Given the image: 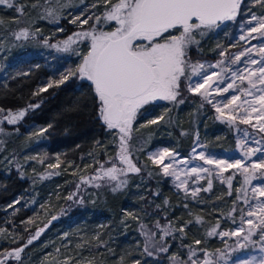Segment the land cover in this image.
I'll return each mask as SVG.
<instances>
[{"label": "trees", "instance_id": "16d2710c", "mask_svg": "<svg viewBox=\"0 0 264 264\" xmlns=\"http://www.w3.org/2000/svg\"><path fill=\"white\" fill-rule=\"evenodd\" d=\"M68 1L66 7L63 0H9L14 7L0 5V113L27 109L16 124L3 123L0 131V252L23 247L17 264H34L43 255L83 259L95 246L86 264H190V257L201 264L206 252L218 264V240L207 233L228 221L234 208L239 209L244 191L236 190L233 183L229 187L227 180L210 189L202 187L195 195L180 196L159 167L145 157L147 150L161 145L185 154L192 132L190 122L183 120H190L206 141L233 145L232 132L224 131L229 138H220L223 133H217L222 128L211 123L214 117H206L211 110L198 105L193 94L181 92L177 101L183 103L168 101L161 115L160 104L145 105L137 114L138 123L152 116L163 119L140 125L131 134L130 156L140 171L129 173L127 183L115 191L114 186L86 189L82 203L58 215L78 174L93 172L98 162L114 158L117 143V130L108 129L99 118L89 81L70 75L56 84L61 70L75 71L73 47L64 52L52 47L79 25L75 15L89 13L88 28L111 26L102 19L97 24L95 19L105 10L104 0ZM17 7H23V14ZM262 13L264 5L257 0H240L236 17L199 35L189 57L215 59L222 49L233 51L241 44L234 41L238 26L249 15ZM20 28L32 34L17 40L14 33ZM49 83L53 86L41 92ZM189 101L197 104L195 109ZM157 125L164 132L154 131ZM54 159L57 163L49 167ZM57 188V195L47 194ZM126 210H133L136 218L128 219ZM35 230L39 237L27 244ZM136 240L137 245H132Z\"/></svg>", "mask_w": 264, "mask_h": 264}, {"label": "snow or ice", "instance_id": "6c2138e0", "mask_svg": "<svg viewBox=\"0 0 264 264\" xmlns=\"http://www.w3.org/2000/svg\"><path fill=\"white\" fill-rule=\"evenodd\" d=\"M257 3L264 5V0H257ZM7 4L8 7H14V2L9 0H0V5ZM105 11L102 16H96V22L99 24L101 19L104 23L111 21L115 22V28L111 31L98 30L93 26L91 31L83 33H74V37L83 36L90 39V49L86 55L83 56L81 63L77 66L74 72L62 75L61 79L56 82L57 85L64 83L70 75H77L78 78L84 79L91 83L94 94L98 101L99 117L108 129H117L120 136V152L118 159L121 164L127 165V169L118 168L113 162L111 167L104 168L101 165V171L98 172L95 179L109 181H116L113 190L126 184V180H121V176H125L127 172H139L140 169L132 162L128 154L127 141L131 139L130 132L132 122L135 120L137 112L144 105L156 100L177 101V96L180 94L181 77L189 80L188 90L193 93L205 95L207 97L208 89L213 88L215 81L212 77L217 76L216 72H211L201 75L199 70L204 68L203 65H192V75L186 73L189 66L186 60V55L189 47L192 44H198L196 40L197 35L203 36L205 30L218 27L224 21L233 20L239 8L240 0H104ZM36 7L37 5H33ZM96 7V5H93ZM16 10L23 14V7H17ZM51 14V12L49 13ZM79 19V17H76ZM91 16L82 20V24H86ZM255 21L253 24L252 22ZM75 22V21H73ZM249 24L252 26L247 29L248 36L252 39H257L253 33H257L259 38L264 41V15L257 17L255 14L251 16ZM176 33H179L178 35ZM29 31L27 28L21 29L15 33L17 40L27 39ZM73 36H70L67 41H64L63 51H68L72 43H74ZM248 37L241 36L240 39ZM55 47V45H52ZM264 53V45L259 49ZM221 55H224L221 52ZM241 53L234 58L235 61L240 60ZM220 63H223L221 61ZM251 64H260L256 69L248 71V75H243L240 72L234 75L241 82L245 80L248 82L249 88L236 89L234 83H227L223 88H217V91L229 93L230 90L243 92L246 96H252L251 100H243L241 104L236 102L241 99L240 95L233 94L230 99L224 103L223 108H229L235 105L236 108L248 105L244 109L243 115L239 117L240 123L252 124V113H256V120L260 122L259 131L264 133V87L257 88V84L264 85V59L260 62L251 60ZM210 67L215 68L216 65ZM199 69V70H198ZM27 75V73H25ZM193 76H199L195 82L192 81ZM53 85L49 83L46 88H41L40 91H46L47 88ZM207 86V87H205ZM201 89L204 92L201 93ZM251 89H257L259 95H254ZM183 103V100L177 101ZM211 103V101H209ZM257 105L259 107H257ZM39 105H30L29 108L38 107ZM235 111V108L231 109ZM3 111V109H0ZM27 109L19 111L16 115H11L8 119L9 123H15L22 118ZM216 111L223 115L221 107H217ZM159 119H163L160 117ZM237 117L232 115L229 121H235ZM151 124L157 123V120L149 121ZM255 127V125H253ZM49 127H51L49 125ZM46 129H41V133ZM248 133L245 132V136ZM255 143L260 144L261 141ZM196 151L195 148L192 150ZM257 153L261 155L258 157V162L245 163V159H250ZM178 153L170 152L169 149L164 148L159 153H154L153 156H158L159 159H154V163H162L165 174H168L170 163H164V158L167 157L173 162ZM244 159H235L232 161L222 160L210 155L206 156L204 152L198 154V158L203 160L205 164H215L217 169L236 168L241 175H243V183L246 185L252 184L255 179H264V171L257 176L256 170H264V148L249 147L242 154ZM54 167V165H49ZM251 168V172L249 169ZM207 168L191 167L188 169L189 174H199L200 172H208ZM179 179V177H177ZM87 183V181H84ZM231 177H229V183ZM99 187L100 185H96ZM79 188V185H77ZM208 188H211V181H209ZM208 189H205L207 191ZM195 191H200L196 189ZM253 193L252 200L256 203L247 212L249 219L243 221L249 225V231L243 235L241 243L237 241L239 249H246L249 243L259 246V255H251L249 257H237L233 264H264V200H259V197H264V183L254 185L251 188ZM76 194L69 196L72 199ZM195 195V192L193 193ZM239 198V197H237ZM82 203V198H80ZM245 203H249L247 198ZM235 211V208L233 209ZM251 217L259 220L255 223ZM55 219V217H53ZM218 225L212 227L207 233L209 236L217 235L220 237L240 236L244 232L243 227H240L231 233L217 231ZM252 229L259 230V239L252 240V236L257 233ZM0 231H3L0 229ZM183 231V228L180 229ZM40 232L27 241L31 244L32 241L38 238ZM227 243V241H224ZM200 244V240L195 241ZM27 245H25L26 247ZM167 249L162 248L161 251ZM236 249H233L235 251ZM23 248L15 249L9 255L20 259V254ZM220 255L218 260H224L225 254L219 249ZM151 255L152 253H148ZM196 253L193 251L192 255ZM205 259L201 264H214V261L208 258L205 252ZM190 264H197L196 260H192ZM0 264H4L0 261Z\"/></svg>", "mask_w": 264, "mask_h": 264}, {"label": "rangeland", "instance_id": "374dc122", "mask_svg": "<svg viewBox=\"0 0 264 264\" xmlns=\"http://www.w3.org/2000/svg\"><path fill=\"white\" fill-rule=\"evenodd\" d=\"M63 2L65 3L64 4L65 7L70 4L69 3L70 1H68V0H63ZM83 13L84 12L82 11L81 13L75 15L76 17H79V19H78L79 25L76 27V29L54 43L55 48L58 51H63L62 50L64 47L63 42L67 41L68 38L70 36H73L74 33H83V32L92 30V28H88L85 26V24L81 23L82 20L86 19L89 16V13H86V16H83ZM255 15L257 17H260L261 15H264V13H262L261 15H259V14H255ZM251 16L252 15H249L245 19V22L238 26L237 34H235L234 41L235 42L241 41V44H239V46H236V48L233 51H230L227 53L226 50L222 49L218 53V57L215 59H206V58L197 59V57L195 59V58L189 57L190 51L188 49L187 55H186V60H187L188 65H189L186 69V73L188 75H192V71H193L192 67H191L192 65L201 64L204 66V68L202 70L198 69L201 72V75L211 73L214 71L217 73V76L219 77V79H217L216 76L212 77V80L215 81V83L213 84L212 89H208L206 98H205V95L193 93V92L189 91L188 90V84L190 83V81L185 79V77H181L180 95H181V92H183L184 94L189 93V94L196 95L199 99L198 102H200V103H198V105H201V106L206 105L211 110L210 112L209 111L207 112L208 115H206V117H211V116L214 117L211 123H216L222 128V131L217 133V134L223 133L220 136V138L226 137L224 135V133H225L224 131L228 132V130H230L232 132L231 138L233 141V145L229 146V144H230L229 142L227 143L226 146H219L216 144H212L210 141L209 142L206 141L204 139V137L201 136V134L197 130L196 126H193L190 120H187V121L183 120V121H185V124L190 122V127L188 126V128H190L191 132H192V134H191L192 136L190 139V146L188 148V151L185 154L181 153L176 148H171L168 145H161L159 147H154V148H151L145 152V157L149 160L150 163H152L153 165H157L159 167L160 173H162V175H165V177L167 178L168 182L171 185L172 190L174 192L178 193L180 196L187 195V194H193L194 192L196 194L198 191H195V190L196 189L201 190L202 187L208 188L209 181H211V188H213V186L215 187V185H217V184H221L223 181L228 180L227 185L229 187L231 186V183H233L236 186V190L240 189V190L244 191V194H243V196H241L242 198L240 197V202L238 203L239 209L235 210V211L232 210L230 212L229 220L223 222V224L217 228V231L231 233L232 231H234L240 227H243L244 232L241 233L240 236L220 237V236L215 235L216 239L218 240L219 247H220L217 249H219L221 252H223L225 254L224 260H218L217 259L218 264H233V261L237 257H249L251 255H257V256L259 255V246L258 245H252L251 243H249V246L246 249H239L237 247V241L239 240L241 243H247V242L243 241V235H246L248 233L249 225H247L246 223H243V221L246 219H249V217L247 216V212L249 210H251V207L256 203V201L252 200L253 193L251 191V188L254 185L264 183V179H260V178L255 179L252 181V184L246 185L243 183V179H244L243 175H241L240 172L236 168H223L222 170L217 169L215 164H211V165L205 164L203 160H200L198 158V154L200 152H204L206 156L210 155L212 157L220 158L222 160L232 161L235 159H244L242 154L249 147L264 148V133L259 131L260 122H258L256 120V113H252V124L240 123L239 117L241 115H243L244 109L247 108L248 105L245 104L239 108H236L235 105H231L229 108H223L224 103H226L227 100L230 99L231 95H233V94L240 95V97H241V99L236 102L237 105L241 104V102L245 99L251 100L252 96H246L243 92H240V91L230 90L229 93H224V92H220V91L216 90L217 88H223L224 86H226L227 83H234V85L236 86V89L249 88L250 86L248 85V82L246 80L244 82H241L239 79H237V77L234 75V73L240 72L246 76V75H248V71H251V70L256 69L259 66H261L259 63L256 65H253L250 63L251 60H256V61L260 62L262 59H264V53H261L259 51L261 46L264 45V41H262L259 38L257 33L252 34L253 36H257V39H252L251 37L248 36L247 29L252 26L251 24H249ZM226 22L227 21L220 23L218 27H213L212 29H207V30H205V32L215 31L220 26L225 24ZM109 23L111 24L110 28H97V29L98 30L102 29L104 31L113 30L116 26L115 22L111 21ZM252 23L254 24L255 21H253ZM21 29H24V28H20L15 33H18ZM15 33H14V36H15ZM31 34H32V32L29 31V35H31ZM176 34L178 35L179 33H176ZM242 35L245 37H248V38L240 39V37ZM198 37H199V35L196 36V38H198ZM21 39H24V38H21ZM73 39L75 42L72 43L71 47H73L72 55L75 56V68L74 69L76 70L77 66L81 63L83 56L86 55L87 52L89 51L91 41H90V39H86L83 36H81L79 38L73 36ZM191 46H193V44ZM191 46L189 48H191ZM8 49H5L6 54H8V51H9ZM221 52H223L224 55H221ZM241 53H244V55L240 56L239 61L234 62V58L237 55H240ZM221 61H223V63H220ZM211 65H216V67L212 68V67H210ZM245 69H247L248 71H245ZM60 74L62 77V75L67 74V73L63 72V70H61ZM200 78L201 77H199V76H193L191 82H195L197 79H200ZM205 87H207V86H205ZM261 87H264V85L257 84V88H261ZM251 91L254 95H259V93L257 92V89H251ZM203 92H204V89H201V93H203ZM209 101H211V103H209ZM167 102L168 101H166V100H156V101L150 102L149 104H151V103L160 104L161 109L159 110L160 113L158 115H161V113L164 111L163 106H165V103H167ZM192 103H194V104H192ZM188 104H190V106H192V109H195V107L197 105L194 101H189ZM217 107L222 108L223 115L216 111ZM257 107H259V106L257 105ZM142 108H140L138 110L137 114L139 113V111ZM232 108H235V111H232L231 110ZM19 111H21V110L10 111L8 113H0V131H1V127H2L3 123L16 124L20 120V119H18L15 123H9L8 122V119L10 118L9 113H11V115L14 116ZM232 115H235L237 117V119L235 121L230 122L229 117ZM159 118H160L159 116H152L148 120H146L142 123H140V122L138 123L137 122V115H136L135 120L132 122L130 136L133 133V131L138 129V127L140 125L149 124V121L158 120ZM100 120L103 123L101 118H100ZM253 125H255V127ZM158 127L159 126L157 125L156 126L157 129H155L154 131L159 130L160 132H164V128H162V127L158 128ZM114 130H117V129H114ZM245 132L248 133L247 136H245ZM116 134H117V143H116L115 157L112 159H105L101 162H98L97 163V169L93 172L82 171V173L78 174V179L76 180L75 188L70 190L67 194H65V196H67L66 197L67 202H65V205L60 208L61 210H60L58 215H64V214L68 213L74 206L81 203L80 198L83 199L82 193H83V191L85 192L86 189H88V188L97 189V188H101V187H105V186H114L117 183L116 181H109V180H107V178H105L104 180L95 179V177H97V175H98V172L101 171V165H103L104 168H108V167H111L112 163L114 162L118 168L127 169V165L121 164L119 159H118V153L120 152V136H119L118 130H117ZM129 140L127 141L128 154H129V157L132 160V162L136 165V163L134 162V160L130 156ZM256 141H261V143L257 144V143H255ZM164 148L169 149L170 152L179 154L175 158L176 162H173L172 160H170L167 157L164 158V163H170L171 164V167L169 168L168 174H165V172L163 170V164L162 163H158V162L154 163L153 162L154 159H157V160L159 159L158 156H153V154L159 153ZM193 148L196 149L195 152L192 151ZM260 155H261L260 153H257L255 156H252L250 159H245V163L258 162V157ZM56 163H57V159H54L53 163L50 165H54ZM191 167H203V168H207L209 171L208 172H200L198 175L197 174H189L188 169ZM249 171L250 172L252 171L251 168L249 169ZM261 171H264V170H262V169L256 170L258 177H259V173ZM129 173H132V172H127V174L125 176H121L120 179L124 180L125 177ZM177 177H179V179H177ZM229 177H231L230 183H229ZM232 177H234L235 179ZM234 180H236V182H233ZM84 181H87V183H85ZM98 184L100 185L99 187L96 186ZM77 185H79V188L77 187ZM57 189H55V191L48 192L47 194L48 195H51V194L57 195L58 194L57 192L60 191V189H58V190ZM141 190L145 191L146 187H144V189H141ZM73 193H75L76 195L73 196L72 199H69V196L72 195ZM140 195H143L142 192L140 193ZM246 198L249 201V203H245ZM45 200H46V198H45ZM259 200H264V197H259ZM132 214H133V210H126L125 211V216L128 219H131V216H133ZM261 216L264 217V214H261ZM135 218L136 217L133 216V219H135ZM251 219H253L255 223H257V224L259 223V220H257L255 217H251ZM38 230H35L34 232H32L29 235L27 241L30 238H32L33 236H35V234L38 232ZM162 230H163L162 227H160L161 233L163 232ZM252 231L256 232L257 234L253 235L251 239L252 240H258L259 239V234H258L259 230L258 229H252ZM34 240H36V239H34ZM224 241H227V243H225ZM134 244L137 245V240L132 245H134ZM95 247H90V252ZM19 248H23V247L10 248L6 251L0 252V261H3L4 264H9L10 261L12 262V264H17L20 259H16L14 256L9 255V254L12 253L13 250L19 249ZM233 249H236V250L233 251ZM90 252H87L83 259H79V258L75 259V258H72L69 256H66L65 259L64 258L55 259V258L51 257L50 255H46V256L43 255V256H40L39 259L36 260V262H34V264H86L90 260V257H91ZM21 255H22V252L20 254V258H21ZM219 255H220V253L217 254V258ZM31 264H33V263H31Z\"/></svg>", "mask_w": 264, "mask_h": 264}, {"label": "water", "instance_id": "95a60500", "mask_svg": "<svg viewBox=\"0 0 264 264\" xmlns=\"http://www.w3.org/2000/svg\"><path fill=\"white\" fill-rule=\"evenodd\" d=\"M50 223V222H49Z\"/></svg>", "mask_w": 264, "mask_h": 264}]
</instances>
